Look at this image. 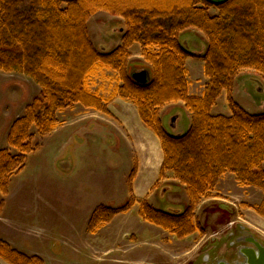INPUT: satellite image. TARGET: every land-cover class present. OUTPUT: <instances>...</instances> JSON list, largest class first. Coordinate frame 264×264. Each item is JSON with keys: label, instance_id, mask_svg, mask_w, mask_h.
<instances>
[{"label": "trees", "instance_id": "16d2710c", "mask_svg": "<svg viewBox=\"0 0 264 264\" xmlns=\"http://www.w3.org/2000/svg\"><path fill=\"white\" fill-rule=\"evenodd\" d=\"M101 11L125 22L122 45L109 52L99 51L88 31L89 20ZM188 30L205 36L201 52L190 48L183 36ZM136 44L150 67L145 85L136 83L129 70ZM189 59L204 63L208 82L201 96L190 92ZM245 70L264 77V0H0V71L25 75L40 87L11 125L9 148L0 150V193L6 195L12 177L25 168L36 134L45 137L58 128L59 113L81 105L109 114L108 104L120 98L134 104L143 124L159 137L161 178L172 173L188 199L185 209L174 211L140 201L139 216L177 240L203 233L195 211L223 175L232 174L241 187L264 195V113L252 115L231 97ZM107 72L119 80L108 98L92 89L93 79ZM223 92L229 95L230 117L211 113ZM178 102L191 114V124L184 133L171 134L160 114ZM135 176L136 168L130 184ZM135 204L131 198L120 207H98L89 232L97 233ZM248 207L264 219V198ZM0 258L9 264H43L1 239Z\"/></svg>", "mask_w": 264, "mask_h": 264}, {"label": "rangeland", "instance_id": "374dc122", "mask_svg": "<svg viewBox=\"0 0 264 264\" xmlns=\"http://www.w3.org/2000/svg\"><path fill=\"white\" fill-rule=\"evenodd\" d=\"M209 12L212 16L218 14L214 8H211ZM88 31L94 46L99 51L109 52L122 45L125 22L120 17L101 11L89 20ZM183 36L189 38V46L193 51L201 52L202 44L206 42L202 33L188 30ZM130 54V73L150 70L142 56L139 44L130 49ZM187 61L190 92L193 95L200 94L208 82L204 73V63L199 59ZM118 82L116 73L107 72L93 79L92 89L108 98ZM39 93L40 87L31 78L22 74L0 71V150L9 148L7 134L11 125L25 113L26 107ZM231 97L246 112L252 115L263 114V75L252 70L241 72L235 80ZM228 99V93L223 92L212 109V115L230 117ZM184 106L182 102H178L162 108L160 117L161 119L164 117L162 121L167 132L181 134L189 129L192 116ZM166 107L169 108L164 110ZM179 114L180 119L172 124L173 119ZM33 133L36 134L34 129ZM62 144L63 138L60 133L45 137L36 134L33 142L35 151L28 155L25 168L12 177L7 194L0 193V205L4 207L5 215L8 218H14L24 233H26L24 225L28 222L32 228L29 233L30 240L25 242V246L43 253L48 259V264H164L170 262L165 251L152 245L158 237L153 231L145 230V227L152 224L142 219L134 224L136 232L132 237L123 236L118 228L113 229L107 236L102 234L97 238L92 237L88 224L94 211L100 206H123L129 200L124 203L119 202L121 196L117 192L113 200L107 196L106 181L61 180L64 169L61 161ZM98 159L96 168L99 170L106 168V160L101 154ZM172 179L163 182V186L172 187L175 184L179 186V191L168 194L167 199L176 198L173 202H176L174 204L177 206L174 208L183 210L187 206L184 207L182 202L184 199L188 202L186 192L175 177ZM259 192L264 198L263 192L261 190ZM213 193L205 198H215L211 204H221L220 202L224 201L225 203L222 204L225 205L230 201L226 197ZM260 194L251 190L244 199H241L243 202L234 206L226 205L228 209L225 211L222 209V222L219 224L215 223L217 219L213 216L205 221L203 209L199 211L196 209L195 221L201 225L203 233L190 236V242H188L189 238L180 240V257L177 264H205V258L211 259L209 264H215L219 259L237 260L235 253L242 246L238 244L237 238L243 233L256 237L264 244L262 223L264 219L248 207L257 205L263 200ZM166 201L159 199V203H154L153 207L162 211L172 208L166 205ZM249 210L255 213L253 217L247 215ZM197 211L198 214H196ZM257 216L262 219L261 222H258ZM211 237L216 238L215 243L211 244ZM182 241L185 242L182 243ZM210 247L213 249L208 252ZM219 250L221 253L218 255Z\"/></svg>", "mask_w": 264, "mask_h": 264}, {"label": "crops", "instance_id": "0c3cea01", "mask_svg": "<svg viewBox=\"0 0 264 264\" xmlns=\"http://www.w3.org/2000/svg\"><path fill=\"white\" fill-rule=\"evenodd\" d=\"M204 89L200 94L194 95L201 96ZM107 110L109 114L75 105L71 109L58 114L59 126L48 136L60 133L63 138L61 161L64 169L61 180L106 181L107 196H110L112 200L117 192L121 196V201H119L121 203L131 198L136 201L135 206L129 212L117 215L110 223L102 226L97 233H92V237L97 238L102 234L107 236L115 228L120 229L123 236L132 237L136 232L134 224L141 219L139 216V202L145 200L153 206L154 203H159V199H165V201L167 200L166 205L172 206L168 210L174 211V206L177 205L173 201L176 198L168 200L167 196L168 194L177 193L179 186L175 184L172 187L163 186V182L172 179L174 176L172 173H166L165 177L161 178V170L164 163L161 141L153 131L143 124L137 107L132 103L117 98L108 104ZM176 118L177 122L180 119V114L176 115ZM162 119L164 120V117ZM99 154L102 155L107 163L106 168L104 167L102 170L96 168ZM135 168L136 176L132 184H130V176ZM157 185L158 187H156ZM164 189H167L165 193H163ZM251 190L260 194L256 188L241 187L234 175L225 174L217 182L213 194L226 197L230 201L225 205L222 204L225 203L224 201L220 202L221 200H216L221 204H211V202L215 201V198L210 197L203 200L197 209L198 211L203 209L205 221L213 216L217 219L215 223L219 224L222 222V209L225 211L228 209V205L234 206V204L243 202L241 199H244ZM260 197L261 199L263 198L261 194ZM187 203V200L184 199L182 205L186 207ZM1 208L0 239L19 252L29 257H38L43 261V264H48V259L43 253L25 246L32 229L28 225L29 222L27 221V226L24 225V228H26V233H24L20 229L19 224H16L14 218H8L5 215L4 207ZM198 211L196 214H198ZM247 215L253 217L255 213L249 210ZM257 218L258 222H261L262 219L258 216ZM262 223L264 226V222ZM204 228L206 229V227ZM146 229L153 231L158 237L157 241L152 243V245L165 251L168 255L170 262L164 264L179 263L177 261L180 257L179 247L181 241L159 227L151 225L145 227ZM206 232L208 233V231ZM190 239L188 242H190ZM184 242L182 241V243ZM210 242L211 244L215 243L216 238L211 237ZM212 249L210 247L208 252L212 251ZM220 253L221 251L219 250L218 255ZM0 264L9 263L0 258Z\"/></svg>", "mask_w": 264, "mask_h": 264}, {"label": "water", "instance_id": "95a60500", "mask_svg": "<svg viewBox=\"0 0 264 264\" xmlns=\"http://www.w3.org/2000/svg\"><path fill=\"white\" fill-rule=\"evenodd\" d=\"M132 79L141 85H145L150 81V73L147 70L134 72L131 75ZM177 118L175 117L172 121V124L176 123ZM167 189L163 190V193L166 192ZM245 242L249 244V246H245L241 248L240 253L243 257L242 264H264V245L258 241L255 237L250 236L245 239ZM218 264H229L225 261H220Z\"/></svg>", "mask_w": 264, "mask_h": 264}, {"label": "flooded vegetation", "instance_id": "af4514ba", "mask_svg": "<svg viewBox=\"0 0 264 264\" xmlns=\"http://www.w3.org/2000/svg\"><path fill=\"white\" fill-rule=\"evenodd\" d=\"M248 237H250V235H246V234L243 233L241 236H239L237 238L238 244H242V246L239 248V250L237 251V253H235V255L238 257L237 260H224V259H221V260H218L215 264H218L220 261H225V262H227L229 264H242L243 263V257H242V255L240 253V250H241V248H243L245 246H249V244H247L245 242V239H247ZM210 260L211 259H209V258H207V259L205 258V264H209L210 263Z\"/></svg>", "mask_w": 264, "mask_h": 264}]
</instances>
